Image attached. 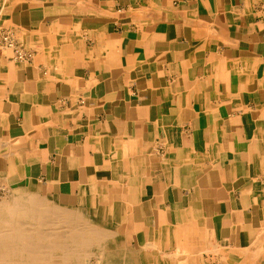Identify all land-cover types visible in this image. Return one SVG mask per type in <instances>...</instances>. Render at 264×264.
Segmentation results:
<instances>
[{"label":"crops","instance_id":"obj_1","mask_svg":"<svg viewBox=\"0 0 264 264\" xmlns=\"http://www.w3.org/2000/svg\"><path fill=\"white\" fill-rule=\"evenodd\" d=\"M3 31L1 187L105 264H264V0H0Z\"/></svg>","mask_w":264,"mask_h":264},{"label":"bare ground","instance_id":"obj_2","mask_svg":"<svg viewBox=\"0 0 264 264\" xmlns=\"http://www.w3.org/2000/svg\"><path fill=\"white\" fill-rule=\"evenodd\" d=\"M11 198V203L0 204V264H46V258L50 259L53 254H60L62 259L51 258V263L61 261L69 264L70 259L77 262L87 260L88 247L96 242L99 245L105 243L102 231L83 212L52 204V208L45 210L34 201L35 198L23 203L24 194L20 190L14 191ZM36 231L41 234L36 236L38 240L35 244ZM56 231L63 234L55 235ZM107 259L108 256L103 254L100 261L106 263Z\"/></svg>","mask_w":264,"mask_h":264},{"label":"rangeland","instance_id":"obj_3","mask_svg":"<svg viewBox=\"0 0 264 264\" xmlns=\"http://www.w3.org/2000/svg\"><path fill=\"white\" fill-rule=\"evenodd\" d=\"M14 191H19V190H12V189H9V188H4V187H1L0 186V204L1 203H7V204H9V203H11L12 202V198H11V194L14 192ZM23 194H24V198L21 200L23 203H26L28 200H29V198H35L34 199V201L36 202V203H38L39 205H41V207H43L45 210L46 209H50V208H52L53 206L51 205V202H49L48 200H46L45 198H41V197H39V196H35V195H31V194H28L27 195V193H25V192H22ZM10 194V195H9ZM8 195V196H7ZM11 201V202H10ZM46 201H48V202H46ZM49 203V204H48ZM46 204V205H45ZM45 205V206H44ZM47 206V207H46ZM95 224V223H94ZM95 226H97V228H100L99 227V224H96ZM41 231V230H40ZM40 231H39V233H40ZM42 232V231H41ZM39 233L36 231V232H34V243L36 244L37 243V237L36 236H38L39 235ZM41 234V233H40ZM55 235H62L63 233H62V231L60 232V231H56L55 233H54ZM105 244H106V240H105ZM47 249V248H46ZM50 250H59V249H53V248H50ZM61 250V249H60ZM87 251L89 252V258L86 260H84V261H79V262H77L76 260H74V259H70V262H69V264H101L102 262L100 261V259H101V257H102V254L100 253V252H102V246L101 245H99L97 242H96V244H94V245H92V246H90V247H88L87 248ZM95 252V253H94ZM93 254V255H92ZM58 255V256H57ZM95 255V256H94ZM60 257V258H59ZM51 258H57V260L58 259H62V256L60 255V254H53V255H51L50 256V259L49 258H46V261L48 262V263H46V264H53V263H51ZM92 258V259H91ZM86 261V262H85ZM92 262V263H91ZM54 264H64L63 262H61V261H55V263ZM103 264H105V263H103Z\"/></svg>","mask_w":264,"mask_h":264},{"label":"built area","instance_id":"obj_4","mask_svg":"<svg viewBox=\"0 0 264 264\" xmlns=\"http://www.w3.org/2000/svg\"><path fill=\"white\" fill-rule=\"evenodd\" d=\"M0 48L11 52L12 60L16 62H29L32 55L18 43L9 32L0 33Z\"/></svg>","mask_w":264,"mask_h":264}]
</instances>
